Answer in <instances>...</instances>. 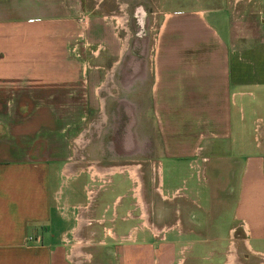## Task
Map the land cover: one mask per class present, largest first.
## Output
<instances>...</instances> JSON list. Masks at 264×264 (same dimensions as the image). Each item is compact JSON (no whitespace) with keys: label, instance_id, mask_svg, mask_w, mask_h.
Here are the masks:
<instances>
[{"label":"crops","instance_id":"1","mask_svg":"<svg viewBox=\"0 0 264 264\" xmlns=\"http://www.w3.org/2000/svg\"><path fill=\"white\" fill-rule=\"evenodd\" d=\"M132 1L31 0L19 27L0 0V264H264V0L172 2L142 49Z\"/></svg>","mask_w":264,"mask_h":264},{"label":"rangeland","instance_id":"2","mask_svg":"<svg viewBox=\"0 0 264 264\" xmlns=\"http://www.w3.org/2000/svg\"><path fill=\"white\" fill-rule=\"evenodd\" d=\"M225 1V0H224ZM234 0H229V2H231V4L233 3ZM172 2H174L175 4H186L185 2H187V0H133L131 6L127 9L126 14L129 16V23L127 26L128 31H130L129 34V39L127 41V47H131V48H136V49H142L145 48V39L148 38L150 33H153L152 31H154L158 24L159 21L161 19V17L164 15V13L168 10V8L172 5ZM31 0H21L20 3V8L19 9H15L14 12L11 14L12 15V21L13 22H17L19 23V27L22 26V22L23 20L27 19L28 16L30 15H38L40 14V11H42L41 9H39L36 6H32L30 5ZM219 5V0H216V3H208V5ZM28 6V8H27ZM235 10H233L234 12ZM110 13V12H108ZM108 16V15H107ZM111 16H115V17H119L118 15H114V14H109V17ZM108 17V19H109ZM233 18L236 19V17L234 16ZM38 20V19H37ZM110 20V19H109ZM234 20V19H233ZM110 22H114V20H110ZM238 22L241 23H245V28L248 30V32H252V31H257V26H258V19H256L252 14L247 15L246 18H241L238 20ZM113 24V23H112ZM124 28V27H123ZM127 34L121 30V36H126ZM128 37V36H127ZM4 43L6 44V41H4ZM126 43V41H125ZM236 43V42H235ZM245 43V42H244ZM246 43H251V42H246ZM4 44V45H5ZM24 42L23 40H19V46H18V50L17 52L18 57L14 58V63L15 64H20V65H24V64H41L42 62L40 60H42V57H37L34 55H27L30 54L27 50V48L24 46ZM8 46V43H7ZM4 49H6V46H4ZM15 49V47H14ZM33 49V48H32ZM37 50L43 51V48H40V46H37L36 48ZM45 58V57H44ZM9 63H12L11 58H9L7 55H5L4 52H0V65H7ZM117 107V111H119V113H122L123 110V106H111V108H115ZM113 113V112H112ZM115 115V113H114ZM112 118V114L109 116ZM91 117L86 120L83 125L82 128H86L87 126L89 127L91 124ZM115 123H117V121H115L114 119H110V120H106L105 122H101V134L105 135L106 138H104V143L106 145H111V149L113 151V149H117V153H120L119 155H121L122 151L121 148H116L114 139L113 137L111 138V134L113 133L114 130V126ZM95 135V134H94ZM104 136V137H105ZM128 141H130L131 144V149H132V153H135L137 149H139V144L135 143L133 138H127ZM113 154V153H112ZM212 163V162H211ZM210 164V163H209ZM119 178L118 175L113 177V180L116 181ZM115 189V193L111 192L112 189ZM109 191H104L102 193H100V197H98L97 202L101 204L100 208L102 207H106L108 206V208H111L110 211L112 210V200L115 196V194H122L123 193V189L122 188H117V187H113L112 185H110V188L108 189ZM119 213L121 214L120 209L118 210ZM224 211L227 212L226 207H224ZM198 217V216H197ZM195 218V217H194ZM199 218V217H198ZM225 218H228V215L225 216ZM120 224V219H118L116 221V225ZM203 235H205V237L209 238L210 236H213L212 234H210V232L207 234H204L203 232H195V233H191V239L192 240H203ZM224 235H226L225 233H218L216 234V236L221 239V241H219V248L212 250L213 253H215L216 255L218 254H222L227 248V240L224 239ZM190 237V235H189ZM211 241L207 240V244H210ZM199 243L197 242H192L189 240V243L185 244V247L182 249V255L183 258H187L190 255V250L191 247L193 248L194 246H198ZM215 244H218V242H216ZM195 255L199 258H202L205 255V251L201 250V248H198L195 250ZM208 252L207 251V256H208ZM183 259V261L185 260Z\"/></svg>","mask_w":264,"mask_h":264}]
</instances>
